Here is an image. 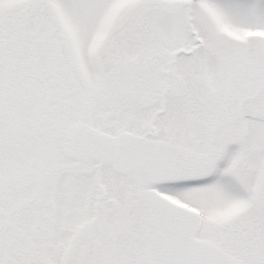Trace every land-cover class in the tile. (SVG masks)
<instances>
[{
    "label": "snow or ice",
    "instance_id": "1",
    "mask_svg": "<svg viewBox=\"0 0 264 264\" xmlns=\"http://www.w3.org/2000/svg\"><path fill=\"white\" fill-rule=\"evenodd\" d=\"M0 264H264V0H0Z\"/></svg>",
    "mask_w": 264,
    "mask_h": 264
}]
</instances>
